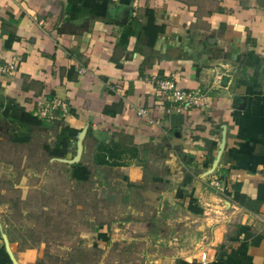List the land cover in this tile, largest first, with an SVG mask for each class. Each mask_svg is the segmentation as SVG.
<instances>
[{"label":"crops","instance_id":"crops-1","mask_svg":"<svg viewBox=\"0 0 264 264\" xmlns=\"http://www.w3.org/2000/svg\"><path fill=\"white\" fill-rule=\"evenodd\" d=\"M0 53L19 60L0 77L1 142L40 141L48 153L69 139L50 160L90 171L73 180L142 190L158 215L178 207L196 229L215 221L208 264H264V0H0ZM158 80L206 103L178 111ZM38 100L59 103L54 118L35 114ZM213 175L221 193L206 187ZM222 199L224 227L203 205ZM128 237L98 228L107 252ZM185 238H160L132 264H200ZM0 264L44 263L0 235Z\"/></svg>","mask_w":264,"mask_h":264},{"label":"rangeland","instance_id":"rangeland-1","mask_svg":"<svg viewBox=\"0 0 264 264\" xmlns=\"http://www.w3.org/2000/svg\"><path fill=\"white\" fill-rule=\"evenodd\" d=\"M112 173L107 170L103 176ZM142 194H129L120 183L102 187L73 180L67 162L51 161L40 141L32 146L0 141V235L15 242L17 252H29L44 264H132L139 253L157 249L160 238L181 246L188 236L199 248L216 241L215 221L196 229L197 221L186 224L182 209L175 206L169 215H158ZM214 212L204 213L217 215V225L229 224L224 221L230 216L228 208ZM101 224L121 234L127 230L130 238L116 239V250L107 252L97 241ZM190 228L195 232L189 233ZM138 233H145L149 243Z\"/></svg>","mask_w":264,"mask_h":264},{"label":"built area","instance_id":"built-area-1","mask_svg":"<svg viewBox=\"0 0 264 264\" xmlns=\"http://www.w3.org/2000/svg\"><path fill=\"white\" fill-rule=\"evenodd\" d=\"M19 70V60L17 58L6 59L4 55L0 53V77H10L13 78ZM160 91L169 97L173 103H176V109L178 111L182 109H189L193 106L203 105L206 103V95L201 91L186 90L179 88L173 81L170 80H158ZM38 108L35 110V114L39 117L46 119H52L55 117L51 113L55 108L59 107V103L56 100H38ZM137 113L143 117H146L149 122L153 123L152 119L148 115V110L146 108H138ZM206 187L218 194L221 193V181L218 175L211 176L209 182L206 183ZM222 199L221 202H217V208H215V214L217 212H222L225 208H228ZM205 210H213V204L211 202H204ZM199 261L200 264H208L209 262V253L207 247L199 248Z\"/></svg>","mask_w":264,"mask_h":264},{"label":"trees","instance_id":"trees-1","mask_svg":"<svg viewBox=\"0 0 264 264\" xmlns=\"http://www.w3.org/2000/svg\"><path fill=\"white\" fill-rule=\"evenodd\" d=\"M34 117L38 118L37 116ZM69 145V139H64L60 148H50L48 150V154L49 156H65L69 151ZM71 177L76 178L80 181H88L90 178V171L83 164H75L71 170Z\"/></svg>","mask_w":264,"mask_h":264}]
</instances>
